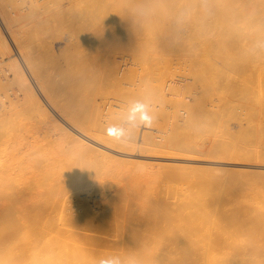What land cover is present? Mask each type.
Listing matches in <instances>:
<instances>
[{
    "label": "bare ground",
    "instance_id": "6f19581e",
    "mask_svg": "<svg viewBox=\"0 0 264 264\" xmlns=\"http://www.w3.org/2000/svg\"><path fill=\"white\" fill-rule=\"evenodd\" d=\"M2 1L0 83L3 78L17 82L18 92L10 102L27 103L26 116L38 122L21 131L0 130V264H100L109 257H119L122 264H264L263 170L249 174L222 171L219 166L164 164L163 169L145 168L127 177L106 161L110 155L106 148L115 147L188 159L201 152L212 164L235 160L264 166V143L255 142L260 140L249 129L253 123L261 128L257 123L264 120V97L259 101L249 94L251 87L261 94L264 90L260 83L264 49L256 47L264 41V0H215L214 19L186 29H178L172 19L177 0H42L50 9V3L54 8L57 4L56 13L34 12L37 18L22 17L28 21L20 25L16 19L25 12ZM34 5L35 11L40 9ZM145 8L151 13L146 15ZM66 10L61 20L70 14L72 18L63 25L69 31L64 36L53 23ZM164 28L174 38L188 36L175 38L177 47L171 44L182 51L175 64L174 58L163 56L171 47L162 46L167 50L161 49L163 54L153 50L157 42L165 44L164 36L158 38ZM53 32H58L57 40L62 35L64 44H57ZM225 51L233 53L228 63L212 57L223 59ZM151 54L166 60L157 62ZM14 55L17 58L7 60ZM42 59L49 61L44 68ZM24 65L36 73L39 88L61 117L52 115ZM64 73L71 81L67 90H54L53 79ZM94 80L95 89L84 92L90 98L79 95ZM191 80L201 85L196 87L199 91L204 86V92L188 93ZM175 83L187 88L183 93L189 94L187 100L179 97L183 87L171 92ZM220 88L232 91H223L228 94L220 95V106L208 112L223 115L230 102L236 101L232 109L246 103L253 111H247L241 122L245 131L209 145L201 137L192 140L185 130L191 133L192 126L201 130L203 94ZM167 92L174 101L179 97L177 103L168 100L172 123L167 121L164 101L156 100L157 96L165 100ZM78 97L90 101V114L78 107ZM257 100L260 109L253 107ZM138 102L150 107L152 125L142 135L140 128L134 129L130 141L113 139L109 126L124 124ZM173 126L187 136L179 137ZM169 128L173 134L168 138L167 133L154 135ZM51 131L61 140L53 139Z\"/></svg>",
    "mask_w": 264,
    "mask_h": 264
},
{
    "label": "rangeland",
    "instance_id": "374dc122",
    "mask_svg": "<svg viewBox=\"0 0 264 264\" xmlns=\"http://www.w3.org/2000/svg\"><path fill=\"white\" fill-rule=\"evenodd\" d=\"M2 1V0H1ZM31 1V2H30ZM64 1V0H63ZM62 1V2H63ZM67 0H65L64 2H66ZM119 1V0H118ZM122 1H124V0H122ZM3 2H5V4L9 7V8H12L13 10L15 9V10H20V9H22V10H20V11H23V12H25V15L24 16H21V17H19L20 19V21L18 20V19H16L15 21L16 22H18V24L20 25V24H22V23H25L26 21H28L27 19H33V17L32 16H34L35 15V13H37L39 16H45L46 14H47V16H50V15H48V14H50V13H53L54 12V10H56L55 8L57 7V4H55V8H54V5L53 4H51L50 3V6H53V7H51L52 9H50V7H47L48 5H45L44 3H46L45 1H34V0H7V2L6 1H2V4H4ZM32 3V4H30V3ZM69 2V1H68ZM125 2V1H124ZM23 3H25L26 4V6H24V4ZM9 4V5H8ZM34 4H37V5H39V7L37 8V9H39V10H41L42 11V13L41 12H39V10H37V11H35L36 10V7H33V6H36V5H34ZM46 4H48V3H46ZM18 5V6H17ZM29 5V6H28ZM43 5V6H42ZM13 6V7H12ZM22 6V7H21ZM24 6V7H23ZM41 6V7H40ZM21 7V8H20ZM29 7V8H28ZM45 7H47L46 8V10H48V11H46V10H44V8ZM24 8H26V9H24ZM28 8V9H27ZM31 9H34V10H31ZM43 9V10H42ZM28 10V11H27ZM74 10V9H73ZM20 11H17V12H20ZM50 11H52V12H50ZM57 11V10H56ZM70 11V10H69ZM29 12V13H28ZM30 12H32V13H30ZM35 12V13H34ZM50 12V13H49ZM66 12H68L67 10L66 11H64V13L61 11V13H59V14H57V17L60 15V16H62V17H60V18H57L56 19V22L55 23H53L55 26H57L58 28H62L61 30L59 29V31L61 32H59L60 34H62V35H64L65 33H68L69 31H67L66 32V28H64L63 27V25H65V24H68V20L70 19V18H72V17H70V15H68L69 17H67V19L68 20H66V18H64L63 20H61L62 18H63V16H65L66 17ZM73 12V14H72V16L74 15L75 16V14H74V12H76V10L75 11H72ZM26 13H27V15L29 14H31L30 15V17H29V15L27 16L26 15ZM45 13V14H44ZM54 13H56V12H54ZM62 13H63V15H62ZM69 13H71V12H69ZM32 14H34V15H32ZM52 15H54V14H52ZM56 15V14H55ZM73 16V17H74ZM22 17H26L27 19H25V20H23L24 18H22ZM32 17V18H31ZM34 17H36L37 18V15H35ZM22 19V20H21ZM25 21V22H24ZM22 22V23H21ZM63 23V24H61L60 26H62V27H60L59 26V24H56V23ZM16 25H17V23H16ZM54 25H52L53 26V28H54ZM163 26H164V24H163ZM56 28V27H55ZM38 29H40V30H37L38 32L39 31H41L40 33L41 34H44V30L42 29V28H38ZM42 29V30H41ZM55 29H53V31H54ZM165 31V28L164 29H162L161 30V33H160V31L158 32V34H160V35H158V34H156V35H158V36H160V37H158V38H162V36H164L165 37V39H166V41H164V43L165 44H162L161 45V43L159 44V42H157V44H159L158 46L159 47H161V48H159V47H155V46H157V44H155V46H154V48H153V50H156V49H158V51H156V53L154 52V51H150V52H152V53H155V55L158 53V54H160L159 53V49H160V52L163 54V51H161V49H163V47L162 46H166L168 49H169V47H171L172 49V51L170 52V50H164V49H167L165 46V48L163 49L164 51H165V53H166V51H167V53H169V54H171V53H175L176 51L177 52H179V53H177L176 54V56H174L173 54L170 56L169 54H167L166 53V55H164L163 54V56H167V57H165V58H174V63L173 64H175L178 60H176V58H177V56H179V54L182 52V51H180V50H178V48H173V47H177V43H176V41L177 40H179V39H183V40H187V38H185L187 35L186 34H182V35H184V36H182L183 38H181L180 36L181 35H177L176 33V37L175 38H177V37H180L179 39H177V40H175V38L173 37V32L172 33H170L169 31ZM37 31H34V35L36 34H38V32ZM55 31H57V28H56V30ZM64 31V32H63ZM163 31V32H162ZM28 32H30V31H28ZM43 32V33H42ZM168 32H169V37L170 38H168ZM8 33V32H7ZM54 33V32H53ZM64 33V34H63ZM33 34V33H32ZM40 34V35H41ZM49 34V33H48ZM54 34H57V35H55V36H57L56 37V40H57V38H58V32H55ZM166 34V35H165ZM171 34V35H170ZM45 35H47V34H45ZM61 35V36H62ZM8 36H9V34H8ZM27 36H29V34L27 35ZM33 35H31L30 37H32ZM42 36V35H41ZM60 36V38H59V40H57L58 42H57V44H59L60 45V43L62 42L63 44H64V40L65 39H62V37ZM64 36H66V35H64ZM172 36V37H171ZM175 36V35H174ZM35 37V36H34ZM40 37V36H39ZM188 37V36H187ZM10 38H11V36H10ZM167 38L168 39H170V41L169 40H167ZM35 39H37L36 37H35ZM162 39H164V38H162ZM171 39L173 40L172 42H171ZM55 40V41H56ZM152 40H153V38H152ZM61 41V42H60ZM169 44H168V43ZM62 43H61V45H62ZM166 43H167V45H166ZM171 44H172V46H171ZM60 45V46H61ZM153 45V44H152ZM161 45V46H160ZM169 46V47H168ZM178 47H181L180 45H178ZM174 51V52H173ZM73 52V51H72ZM77 52V51H76ZM202 53H203V49H202ZM150 54V53H149ZM183 54V56H187V55H185L184 54V52L182 53ZM230 54H233L232 52H228V51H225V52H223V54H222V57H223V59L221 58V59H216V57H214L213 55H212V57L214 58V60H219V61H221L222 63H228L229 61H228V59H230L229 58V55ZM152 55V57H157V62H160V61H164V60H166L165 58L163 59H159L158 60V57H160L161 58V56L162 55H160V56H155L154 54H151ZM217 55V54H216ZM183 56H182V58H183ZM189 56V55H188ZM15 58H17V57H15V55L14 56H9L8 58H7V60H9V61H11V60H14ZM178 58H181V56H179ZM59 60H62L63 61V59H64V57L62 56V58H61V56H60V58H58ZM23 60V59H22ZM40 61H45V60H40ZM218 61V62H219ZM24 62V61H23ZM39 62V61H38ZM42 62H39V63H42ZM49 62V61H48ZM48 62H46L45 61V63L44 64H41V66H43V67H40V68H44L46 65V63H47V65H48ZM38 63V64H39ZM64 62H62V65L64 66V64H63ZM37 63L35 62V65H36ZM61 65V66H62ZM69 66V65H68ZM75 66V65H74ZM229 66V65H228ZM66 68H68V67H66ZM230 69H233V68H230ZM24 70H26V73L28 74V76L30 77V79L32 80V82H33V84H34V86H36V89H37V92H39L40 93V95L43 97V99L48 103V105L50 106V111H51V113H52V115L53 116H55V117H57V116H59V117H61V115L51 106V104H50V102L48 101V99L45 97V95H44V93L41 91V89L39 88V86H38V84H37V80H36V73L33 71V70H29L25 65H24ZM32 71V72H31ZM241 71H246V72H248L249 73V71L246 69V70H241ZM237 73H233V74H230L232 77L234 76V75H236ZM3 78V77H2ZM202 78H203V76H202ZM57 80H58V82H57ZM53 81H55V83L53 82V83H51L52 85V88L54 89V90H57V89H66L67 90V88H68V85H69V82H71L70 81V77H68V75L66 74V73H64V74H62V75H58L56 78H54L53 79ZM95 82H97L96 80H94V81H92L91 83H90V85L85 89V90H83V91H80L79 92V95H83L84 97H87V98H90L89 96H87V95H85V91H92V89L94 90L95 89V86H94V84H95ZM191 82L192 83H190V85L189 86H187L188 87V89H190V91L188 92V93H190L191 94V91L192 90H195L194 91V93L195 92H199L198 94H200L201 92L203 93L204 92V86L202 87V91L200 90H198L197 88H201V85L200 84H197V83H195V81H193V80H191ZM194 83H195V85H194ZM260 83H262L263 84V88H264V80H262V81H260ZM223 84V83H222ZM251 84V83H250ZM83 85H88L87 83H84ZM173 86H172V88H173V90H171V92L173 91H176L177 90V88H178V90H182V87H183V89H184V91L182 90V91H180L181 92V96L183 95H185V97H181V96H179V95H177V96H179L180 98H184L185 100H187L186 99V97H188L189 96V94H183V93H187V91H185V86H182L181 88H179V87H176L175 85H179L178 83H175V84H172ZM219 85H221V84H216V86H219ZM197 86H200V87H197ZM67 87V88H66ZM83 87V86H82ZM197 87V88H196ZM220 87V86H219ZM219 87H217V88H219ZM258 87V86H257ZM194 88V89H193ZM17 89H18V84H17V82L15 83H12V82H10V81H8V80H6V79H2V84L0 83V130H2V131H10V132H16V131H21V130H23L25 127H30V128H32L34 125H35V123H37L38 122V120L36 119V117H27L26 115L29 113L28 112V110H27V107H28V104L27 103H25V102H14V103H11L10 102V100H11V98L12 97H14L15 96V94H14V92H18L17 91ZM187 89V88H186ZM192 89V90H191ZM227 89V90H226ZM220 88V89H218V90H222V91H218V90H215V89H212V90H210V91H207L206 93H204L203 94V100H204V102L206 103V111L204 112V114H202L203 116H202V118H201V120L200 121H202V122H200V127H201V130H200V128H198L197 129V127H189L188 129H190V130H192L191 128H193V130L191 131V133L190 132H187L186 130H185V132L186 133H188V135H190V137L189 138H191L192 140H193V138L195 139V138H200L201 139V141H202V143L203 144H205L206 142V144L207 145H209V143L211 142V140H215V141H224V140H226V141H228V140H230L233 136L230 134V133H233V135H234V138L236 137V135L237 134H242L241 132H244L245 131V128L243 127V126H245V125H242V123L241 122H243V121H246V115L247 114H245L247 111H248V107H249V105H246V103H238L237 104V106H236V109H234V111H233V109H232V107H234V104L236 103V101L234 102V104L232 105V103L230 102V104H227V106H228V108L225 110V113H223V115H221V114H213L212 112H208V111H210V109L211 110H213L214 108H216V104H218L219 106H220V100H221V94L223 93V94H228L229 92H231L232 90H230L229 88ZM249 89V88H248ZM227 92L228 91V93H224V92ZM263 91V93H264V90H262ZM171 92H167L166 93V98H165V100L167 101V103H165L166 101L165 100H163V99H160L161 97H159V96H157V99L156 100H158V102H159V100H161V101H164V104L166 105H164V111H165V113H166V117H167V121H168V119H169V121L171 122H173V114H172V116H170V111H171V108H170V106H172V105H169L168 104V100H170V104H171V102L173 103V102H176L177 103V99H179V97L178 98H174V99H176V101H174L173 100V98H172V96L173 95H170L171 94ZM8 93V94H7ZM194 93H192V94H194ZM209 93V94H208ZM245 92H242V94H244ZM263 93L261 94L260 92H258V91H256L253 87H251L250 88V90H249V94H250V96H252L253 98H255V99H259V101H261V99H260V96H262V97H264V95H263ZM206 94L208 95V96H206ZM230 94V93H229ZM188 95V96H187ZM240 95V94H239ZM239 95H238V97H237V101H239ZM172 98V100H171V98ZM233 97V96H232ZM261 97V98H262ZM78 100H79V102H80V104L78 105V107H80L81 109H84L88 114H90V112H91V106L89 105V100H87V99H81V98H77ZM220 99V100H219ZM234 99V97L233 98H231V101ZM236 100V99H235ZM189 101L191 102V99H189ZM223 101V100H222ZM259 101L257 100L256 101V103L255 104H253V105H255V106H253L254 108L255 107H259L258 109H260V107H261V105H259L260 103H259ZM183 102H185V103H187L186 101H183ZM225 102V101H224ZM255 102V101H254ZM175 103V104H176ZM222 103V102H221ZM253 103V102H252ZM262 103V102H261ZM168 104V105H167ZM174 105V104H173ZM222 105V104H221ZM181 107H183V106H181ZM230 107V108H229ZM79 108V109H80ZM252 108V107H251ZM170 109V110H169ZM217 109V108H216ZM258 109L256 108L255 109V111H258ZM166 110H168V111H166ZM251 111H253L252 109H250ZM249 110V111H250ZM248 111V112H249ZM172 112V111H171ZM208 112V113H207ZM173 113V112H172ZM250 113V112H249ZM248 113V114H249ZM252 113V112H251ZM164 116H165V114H164ZM168 116H170V118H168ZM214 116V117H213ZM221 116H223V118L221 117ZM222 118V119H221ZM253 118V117H252ZM63 119V118H62ZM165 119V121L163 120V122H164V124H165V122H166V118H164ZM252 121L253 122H255V120L254 119H252ZM171 122V123H172ZM64 123H66V125H67V122H65V120H64ZM259 126L261 125V128L260 127H258V126H255L256 125V123H253V126H251V127H249V129L252 131V132H254L253 134L260 140V141H258V140H256L255 142H258V144H262V143H264V132H262V131H264V120L263 121H261L260 123H257ZM172 126V125H171ZM195 126V125H194ZM197 126H199V125H197ZM71 127V126H70ZM146 128V127H145ZM145 128H140V133H141V135H142V132H143V129H145ZM164 128H165V126H163V130H164ZM171 129H172V127H170ZM170 128L168 129V132L166 131H163V132H159V133H156V132H158V131H155L154 132V135H157V134H161V135H163L164 133V135L163 136H166L167 134V136L165 137V138H168L170 135H172L173 134V131L172 130H170ZM173 128H176V129H178L176 126H173ZM185 129H187V128H185ZM195 129L196 130H199V131H195ZM263 129V130H262ZM173 130H175V129H173ZM169 131H170V133H169ZM172 131V132H171ZM176 132H179V133H181V135H178L179 137L181 136V138H183V133L181 132V131H183V130H181V129H178V130H175ZM174 131V132H175ZM184 132V131H183ZM184 132V133H185ZM194 132H197L196 134H193ZM199 132V133H198ZM200 132H202L201 133V135H198V134H200ZM51 133L52 134H50V136L53 138V139H57V140H61V138L59 137V135H57V133L54 131H51ZM167 133V134H166ZM174 135H176V134H174ZM194 136V137H192V136ZM35 136H38L39 138H42V136H43V134L42 135H35ZM177 136V137H178ZM185 136V135H184ZM187 136V135H186ZM185 136V137H186ZM184 137V138H185ZM243 137V136H242ZM188 138V137H187ZM262 139V140H261ZM107 149V151L109 152V156H108V158L106 159V161H107V165H108V167H110L112 170H114V169H117L118 171V173H120V175H123V176H127V177H130L131 175H133V174H135L136 172H139V171H141V170H143V169H145V168H154V169H163V167H165V165L164 164H168V165H170V166H173V167H183V166H187V165H191V166H193V167H212V166H219L221 169H222V171H228V172H231V171H235V170H244L245 172H247V173H249V174H251V173H253V172H255V171H259V170H263L264 171V166H261V165H258L257 163H253V162H249V161H235V160H222V162L221 163H216V164H212L211 162H208V161H211L212 159H209V158H207V156H205V155H202V153L201 152H198V153H196V154H199V155H196V157H190L189 159L188 158H186V157H184V156H181V155H178V154H173V153H163L164 155H162V153H160V152H144V153H142V152H140L139 150H125V149H120V148H115V147H111V148H106ZM192 159H194V160H192ZM236 163H240V164H236Z\"/></svg>",
    "mask_w": 264,
    "mask_h": 264
},
{
    "label": "clouds",
    "instance_id": "9594fccd",
    "mask_svg": "<svg viewBox=\"0 0 264 264\" xmlns=\"http://www.w3.org/2000/svg\"><path fill=\"white\" fill-rule=\"evenodd\" d=\"M215 0H177L173 22L178 29H186L190 26H203L216 16ZM151 8L143 9L147 15ZM258 49H264V41L256 45ZM154 114L150 107L143 103L135 104L129 112L124 124H112L108 128V134L115 140L130 141L133 139L134 129L150 127L154 122ZM100 264H122L119 257H109L100 261Z\"/></svg>",
    "mask_w": 264,
    "mask_h": 264
}]
</instances>
